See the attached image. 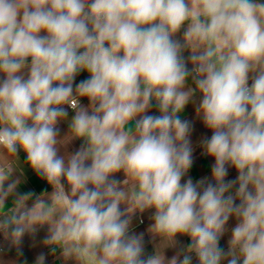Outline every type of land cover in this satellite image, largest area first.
<instances>
[{
  "label": "clouds",
  "instance_id": "9594fccd",
  "mask_svg": "<svg viewBox=\"0 0 264 264\" xmlns=\"http://www.w3.org/2000/svg\"><path fill=\"white\" fill-rule=\"evenodd\" d=\"M45 226L57 264H264V0H0V235L19 258Z\"/></svg>",
  "mask_w": 264,
  "mask_h": 264
},
{
  "label": "crops",
  "instance_id": "0c3cea01",
  "mask_svg": "<svg viewBox=\"0 0 264 264\" xmlns=\"http://www.w3.org/2000/svg\"><path fill=\"white\" fill-rule=\"evenodd\" d=\"M187 55L188 53L185 52V56ZM189 67L191 66L189 65ZM86 78H87V73L82 72L77 77L76 82L78 83L80 80ZM249 83H251V81H249ZM195 102L196 103L199 102V96L196 97ZM82 103L87 105L88 101L84 99ZM72 114L73 113L71 112V110H69L70 117ZM149 114L157 115L158 112L155 108H153ZM182 119L190 120L193 126V130L190 137L194 148L193 165L188 173V176H190L194 182L204 177L210 178L211 167L214 163V159L202 154V148L199 146V142L202 138L206 136L210 137L211 131L207 129L203 125L202 120L196 116L195 103H190L185 108L184 112L182 113ZM59 128H60V135L62 137L68 131L67 124L61 123L59 125ZM80 144L81 141L78 140L72 141L68 145V150L75 151L80 147ZM61 154H63V150ZM19 155H20L21 164L23 165V161L25 159L24 154L21 152ZM23 170H24V176L22 177V179L24 180V183L23 186L19 189V191L24 192L28 190H33L37 193L44 190L50 191V188L47 185V183L42 178L38 177L30 168L24 166ZM235 176H236L235 170L230 168L228 179H234ZM118 178H122V177H118ZM187 178L188 177H185V179ZM10 203L11 200H9V204ZM151 211L152 210H149L142 215L137 214L136 216L133 217V222H132L133 229L136 233L143 232L145 234V247L148 253L152 252L154 245L158 242L153 240L151 235L147 232L149 225L152 223L150 219ZM140 220H143V223H140ZM234 223H235L234 220H230L229 222L230 226L234 225ZM46 232L47 229L45 226V228L40 229L38 233H36L34 236L26 234L25 237L23 238V242L21 245L23 256L19 258L17 257L16 249L15 248L9 249L7 242L4 240L3 236L0 235V248L4 249L3 251H0V260L16 261L17 259H19L20 264H23L24 261H27V264H34L37 255L41 252H44L47 255L46 264H57V257L52 256L49 253V249L42 244V240L46 236ZM227 238H228L227 235L224 238H222L221 240L222 247H226ZM177 240L179 243L176 248L166 249L165 254L168 258H171V256L174 255L176 251H178L179 247L185 246L189 242L188 238L184 236H178Z\"/></svg>",
  "mask_w": 264,
  "mask_h": 264
}]
</instances>
